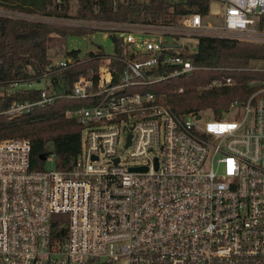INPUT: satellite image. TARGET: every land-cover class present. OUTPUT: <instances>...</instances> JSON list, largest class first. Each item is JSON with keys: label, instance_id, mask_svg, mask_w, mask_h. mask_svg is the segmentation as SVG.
<instances>
[{"label": "built area", "instance_id": "obj_1", "mask_svg": "<svg viewBox=\"0 0 264 264\" xmlns=\"http://www.w3.org/2000/svg\"><path fill=\"white\" fill-rule=\"evenodd\" d=\"M210 1L206 17L219 18V26L198 13L175 24L14 13L113 35L122 46L100 57L99 47L88 52L98 65L68 96L49 76L86 53L51 62L35 82L9 86L42 90L33 104H12L8 120L63 97L83 102L65 112L82 126L81 153L69 171L55 170L52 156L51 167L33 171L29 141H0V264H264L263 82L250 81L249 97L221 119L181 115L168 102L207 70L191 58L200 38L264 44V0ZM234 84L216 78L203 88Z\"/></svg>", "mask_w": 264, "mask_h": 264}, {"label": "trees", "instance_id": "obj_2", "mask_svg": "<svg viewBox=\"0 0 264 264\" xmlns=\"http://www.w3.org/2000/svg\"><path fill=\"white\" fill-rule=\"evenodd\" d=\"M76 2L74 18L86 21L117 23H153L167 22L175 24L181 17L200 14L205 18L209 12L210 0H184L170 3L167 0H0V8L27 15H40L48 18H67L70 3ZM88 28L55 25L34 22L0 15V141L4 139H25L31 146L30 165L33 171L44 170L41 158H53L57 171H69L74 168L81 153L82 126L65 116L67 109L78 107L83 102L65 97L52 104L34 106L29 113L16 119L8 120L4 116L14 103H35L41 99L37 88L19 89L8 92L14 83H32L47 72L51 63L47 55L53 44L67 43L70 38H81L93 34ZM116 51L122 46L120 38L110 36ZM197 53L192 56L194 63L207 70L197 73L192 79L183 82L185 93L180 97H171L168 102L181 114L210 113L214 119L227 116L229 106L236 101H245L252 89L250 81L263 82L264 72L250 70L252 60H264V46L241 43L218 38H200ZM99 49H102L101 47ZM65 53V52H64ZM78 50L65 55H78ZM104 55L101 51L98 57ZM93 53H88L84 61L67 69L54 71L49 78L52 87L59 88L63 96H68L72 84L87 69H96L98 60ZM98 59V58H97ZM234 79L230 87L204 89L211 79ZM52 91L50 92V94ZM62 215L54 216L58 220ZM53 232L63 236L60 222L54 221Z\"/></svg>", "mask_w": 264, "mask_h": 264}, {"label": "rangeland", "instance_id": "obj_3", "mask_svg": "<svg viewBox=\"0 0 264 264\" xmlns=\"http://www.w3.org/2000/svg\"><path fill=\"white\" fill-rule=\"evenodd\" d=\"M178 1H183V0H178ZM170 3H176V0H169ZM216 4H220L219 2H217ZM76 2H71L70 3V10L68 15L71 16L72 18H74V12L76 9ZM211 7V6H210ZM209 7V8H210ZM15 12H10L8 10H4L2 8H0V15H5V16H13L15 18ZM27 15V14H24ZM28 16V15H27ZM31 16V15H30ZM39 16V15H34ZM34 17V18H35ZM220 21L219 18H210V17H206L203 19L204 23H210L211 25L214 26H219L218 22ZM52 24V23H51ZM58 26V24H57ZM181 41L183 43H188V40L186 39H181ZM191 44L195 47L197 42L196 40H192L190 41ZM243 43V42H241ZM254 45H258V46H264L263 43L261 44H254ZM51 49L48 50L47 55L50 57L51 62H56V61H60L64 56L66 52H69L71 50H78L81 54V56H83V54H85L83 57L85 58V56L88 54V52L94 51L97 49V47H101L104 51V53L106 54H111L113 52L114 46H113V41L110 37H108L107 34H103V33H93L90 34L88 36H84L81 38H70L67 43L61 44L59 46V44H53ZM65 52V53H64ZM250 70L252 69H259V70H264V60H252L249 63V67ZM258 73V72H257ZM2 93L0 92V95ZM232 104V103H231ZM231 104L229 106V109L231 108ZM204 116L206 117H211L210 113L205 112ZM207 119V118H205ZM229 118H224V120H228ZM127 152H124L123 157H127ZM49 167H51L50 163L48 161L45 162L44 164V168L48 169Z\"/></svg>", "mask_w": 264, "mask_h": 264}, {"label": "water", "instance_id": "obj_4", "mask_svg": "<svg viewBox=\"0 0 264 264\" xmlns=\"http://www.w3.org/2000/svg\"><path fill=\"white\" fill-rule=\"evenodd\" d=\"M38 90H42V88L40 87V88H38ZM198 119L200 118V116H198L197 117ZM129 143V142H128ZM43 161H45L46 160V156H43L42 158H41ZM117 162V161H116ZM132 170H134V171H136V170H145L144 168H141V169H132Z\"/></svg>", "mask_w": 264, "mask_h": 264}]
</instances>
